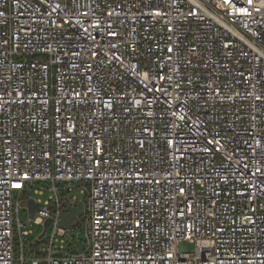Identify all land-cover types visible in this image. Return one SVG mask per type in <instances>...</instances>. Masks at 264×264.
Returning <instances> with one entry per match:
<instances>
[{"label":"built area","instance_id":"obj_1","mask_svg":"<svg viewBox=\"0 0 264 264\" xmlns=\"http://www.w3.org/2000/svg\"><path fill=\"white\" fill-rule=\"evenodd\" d=\"M26 261L264 264V0H0V264Z\"/></svg>","mask_w":264,"mask_h":264},{"label":"rangeland","instance_id":"obj_2","mask_svg":"<svg viewBox=\"0 0 264 264\" xmlns=\"http://www.w3.org/2000/svg\"><path fill=\"white\" fill-rule=\"evenodd\" d=\"M75 193L77 194V198L79 200L84 199V197L78 191H76ZM30 195L35 200L40 199V203L37 205V207H40L44 205V202L49 198L50 193L45 192L43 194H37L34 191H32ZM19 217L21 222H25L26 220L31 218V224L29 226L28 225L25 226L26 229H29L32 232L29 235L31 238L33 239L37 238L40 235L48 232L45 226L36 224V222H34V212H30L28 208L25 206V204H22V207L20 208ZM67 239L69 241H72L78 248L82 247L83 234L78 226L77 227L73 226L72 228L67 230ZM25 241L29 242L30 240H28L27 237H25ZM25 264H31V263L29 261H26Z\"/></svg>","mask_w":264,"mask_h":264},{"label":"water","instance_id":"obj_3","mask_svg":"<svg viewBox=\"0 0 264 264\" xmlns=\"http://www.w3.org/2000/svg\"><path fill=\"white\" fill-rule=\"evenodd\" d=\"M27 208L30 212H34L35 203L32 199L27 200ZM82 209H83V204L81 202L78 203L76 206H71L66 208V211L61 218V226L64 227L65 229L72 228V221H75V223L77 222L78 217L82 213ZM48 224H49V220H46L45 226H47Z\"/></svg>","mask_w":264,"mask_h":264}]
</instances>
